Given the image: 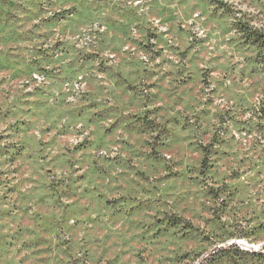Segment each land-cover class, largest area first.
<instances>
[{"label":"rangeland","instance_id":"1","mask_svg":"<svg viewBox=\"0 0 264 264\" xmlns=\"http://www.w3.org/2000/svg\"><path fill=\"white\" fill-rule=\"evenodd\" d=\"M216 246L264 264V0H0V264Z\"/></svg>","mask_w":264,"mask_h":264},{"label":"built area","instance_id":"2","mask_svg":"<svg viewBox=\"0 0 264 264\" xmlns=\"http://www.w3.org/2000/svg\"><path fill=\"white\" fill-rule=\"evenodd\" d=\"M236 244L240 247H242L244 250L250 251V252H259V250L261 249V245H255V244H249L246 243L244 240H237ZM233 245V244H230ZM224 246H216L213 249H211L209 252H207L206 254H204L203 256H201V258H199L197 260V262H195V264H208L209 260L214 257L219 251L220 249H222Z\"/></svg>","mask_w":264,"mask_h":264}]
</instances>
